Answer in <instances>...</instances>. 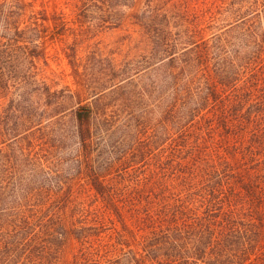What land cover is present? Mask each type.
<instances>
[{
	"label": "trees",
	"instance_id": "1",
	"mask_svg": "<svg viewBox=\"0 0 264 264\" xmlns=\"http://www.w3.org/2000/svg\"><path fill=\"white\" fill-rule=\"evenodd\" d=\"M0 264H264V0H0Z\"/></svg>",
	"mask_w": 264,
	"mask_h": 264
},
{
	"label": "rangeland",
	"instance_id": "2",
	"mask_svg": "<svg viewBox=\"0 0 264 264\" xmlns=\"http://www.w3.org/2000/svg\"><path fill=\"white\" fill-rule=\"evenodd\" d=\"M57 9L61 10L67 15L71 14V10L63 5H59ZM125 29L96 33L95 34L96 36L83 46L84 52H80L79 56L83 57V55H86L90 51H96L97 53H100L104 56L121 58L122 54L127 50L126 49L127 46L125 45L127 43L126 36H130L133 39L136 37V34L132 33L130 28H128L129 31L127 32H125ZM61 72L64 75L69 74L70 71H69V67L67 66V61L63 58L60 61H56L52 59L50 61V67L47 70L46 75L50 79L52 77H55L54 80H58V77L60 76L59 74ZM69 81H70L69 77L68 78L64 77V80L63 81L60 80V83L61 85H63L65 83H68Z\"/></svg>",
	"mask_w": 264,
	"mask_h": 264
}]
</instances>
